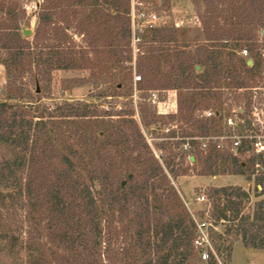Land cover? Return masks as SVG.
Masks as SVG:
<instances>
[{
	"label": "trees",
	"instance_id": "16d2710c",
	"mask_svg": "<svg viewBox=\"0 0 264 264\" xmlns=\"http://www.w3.org/2000/svg\"><path fill=\"white\" fill-rule=\"evenodd\" d=\"M23 1L0 0L7 78L0 100V264H195L200 222L172 180L191 171L246 176L253 194L240 186L209 188V234L229 257L232 235L247 249L264 250V150L257 149L260 125L253 126L254 99L264 101L256 92L264 88V0H192L205 38L195 48L179 42L175 26L140 34L139 121L132 102H33L28 81L50 84L55 71L90 70L97 87L106 77L102 56L132 76L133 0H38L33 41L23 35ZM71 28L87 49L66 46ZM114 86L113 95L100 96H132L122 83ZM170 90L177 91L178 112L168 118L187 129L181 136L167 129L165 137L181 140L153 146L141 125L159 118L152 92ZM200 109L212 115H196ZM153 147L170 154L157 156Z\"/></svg>",
	"mask_w": 264,
	"mask_h": 264
},
{
	"label": "rangeland",
	"instance_id": "374dc122",
	"mask_svg": "<svg viewBox=\"0 0 264 264\" xmlns=\"http://www.w3.org/2000/svg\"><path fill=\"white\" fill-rule=\"evenodd\" d=\"M38 0H24L23 3L26 7V16L21 20L22 24V31L23 29L31 30L32 35L28 38L30 41H33V38L35 36V30L37 25V3ZM136 1V7L142 8L139 6L140 4H143V6L148 10H156L157 13L161 15L162 20L165 22V25L167 27L175 26L177 28V35L178 40L182 44H187L192 46V48H195L198 44H202L205 42L204 34L202 25L200 23V19L198 16V11L195 5L193 4L192 0H170L169 2L167 0H135ZM139 4V5H138ZM201 11H203V8H201ZM61 27H63V24L60 22ZM70 40H68V43L66 46H75L76 51H79L80 48L87 49V43L86 40L83 38V36H80L77 32H75L74 28H71L68 32ZM261 37L263 35H260ZM102 44H100L101 46ZM145 51L142 47L138 49V46L134 45L132 49V57H133V72L132 76L130 75L129 70L123 69V66L121 62H115L110 61L106 56H102L101 59V66L99 69L101 71H104L106 77L103 75L102 77H99L96 75V77H99L97 80L99 85L96 87L93 85V82L95 81L90 77L91 72L90 70H72V71H55L52 75V81L50 84H47L46 82L42 83H34L33 80L29 79L30 81V90L32 92V95L34 99L31 101L33 102H39L41 101L44 104H47L49 106L60 104L64 102H78V101H85L88 103H102L107 104L106 102H114L118 104L119 106H123L126 103H133L134 110L137 115V120L139 121V104L141 105L143 102L138 97L139 92L136 88V82L139 80V77L136 74L135 71V63L137 58ZM90 57L95 58V54L90 51ZM249 55H245V58L249 62H252V60L248 57ZM77 57H81V55L78 54ZM110 73H115V75L112 78L110 77ZM111 82V85L108 84V80ZM93 81V82H91ZM96 82V81H95ZM7 83L6 78V69L3 65L0 64V89L2 91L5 90ZM115 83H122L124 88L122 90V93H131L132 96L130 97H121V98H112V97H104L100 96L101 91H106V94L104 95H113L115 90ZM103 85V87H100ZM46 86H49V89H46ZM112 89H108V87H111ZM37 87H40V90L37 89ZM255 91V90H254ZM176 93L175 90H170L167 92H159L154 91L152 92L151 98L153 104V100H156L157 103H167V105L171 104V99L169 98V95H172L173 93ZM257 93L261 92L264 93V88L260 89L259 91H256ZM153 95H156V98L153 97ZM258 95V94H257ZM178 97V96H177ZM259 97V96H258ZM5 98V94L0 93V100ZM260 98V97H259ZM258 99H254V106H253V113L255 116L254 120V127L257 128L258 125H260V134L258 136L259 143L257 145V149L259 151L264 150V101H260ZM107 99V101H106ZM170 99V100H169ZM178 99V98H177ZM261 99H264V96L262 95ZM156 107V106H155ZM178 112V111H177ZM205 115L206 113L204 110L200 109L196 112V115ZM159 115V114H158ZM169 115H177L176 114H169ZM169 115H159V118L154 120V124H152L150 127H144L141 125V128L148 139V141L153 145H157L163 142H172L176 140H181L180 138H168L165 137L167 134V129H175L177 131L178 136H181L184 129H187L183 122H180L178 119L172 121L169 117ZM231 119L234 121V119L231 117ZM234 125V124H233ZM229 127H231L228 124ZM185 141H189L188 138L185 139ZM206 143L208 141H205ZM235 147V145H234ZM154 151L157 156L165 155L168 156L170 153L168 150L166 151H160L157 147H153ZM202 149H206L204 145L202 146ZM175 153H177V150H174ZM248 156V155H247ZM247 156H240L241 159L244 161ZM193 156L190 157V159ZM194 158V157H193ZM195 161V159H194ZM194 161H191L194 163ZM178 162V161H177ZM193 168V165L191 166ZM213 178V179H212ZM175 186L178 188V190L181 192V194L184 196L185 200L188 203V207L191 210V212L196 216L199 222H210L209 217V210L211 209L210 201L208 200L209 196V188L210 187H224V186H240L243 189L250 191L252 194L254 193L253 184L249 183L246 179V176H217L215 177H209V176H198L194 175V173L191 171L186 176H180L178 178L172 179ZM237 183V184H234ZM204 197V199H203ZM225 225H219L216 229V234H221L224 232ZM212 240V239H211ZM213 242V245L215 246V242ZM232 246V252L231 256L228 259L229 264H264V250H253V249H247L243 246L242 242L238 240V237L235 235H232L229 237V242L226 244V246ZM216 248V246H215ZM195 264H204L199 259L196 261Z\"/></svg>",
	"mask_w": 264,
	"mask_h": 264
},
{
	"label": "built area",
	"instance_id": "2783aa9c",
	"mask_svg": "<svg viewBox=\"0 0 264 264\" xmlns=\"http://www.w3.org/2000/svg\"><path fill=\"white\" fill-rule=\"evenodd\" d=\"M136 1H132V13H131V21H132V40L133 45H136L139 41V35L143 34L146 31L153 30L165 25V22L162 20L161 15L156 12V10H148L143 4H138L142 8L136 7ZM2 90L0 89V93ZM156 98V95H153ZM171 99V104L167 105V103H157L156 100H153V104L157 108V113L159 115H169L176 114L178 111V99L177 95L174 92L172 95H169ZM169 99V100H170ZM207 116H211V113H206ZM230 126H233V122L230 119L228 121ZM237 143L235 144V147ZM206 147V145H204ZM185 151H189V145L184 146ZM204 199V197H203ZM199 227V237L196 241V247H198L201 251L200 253V261L204 264H229L228 263V253L222 252L218 253L213 242L211 240L209 234V228L213 227L211 222H200L198 224ZM217 229V228H215Z\"/></svg>",
	"mask_w": 264,
	"mask_h": 264
},
{
	"label": "water",
	"instance_id": "95a60500",
	"mask_svg": "<svg viewBox=\"0 0 264 264\" xmlns=\"http://www.w3.org/2000/svg\"><path fill=\"white\" fill-rule=\"evenodd\" d=\"M23 35L25 37H30L32 35V31L31 30H27V29H23ZM262 35L264 36V31L262 32ZM248 65H252V62H249ZM197 69H199V67ZM190 160L194 161V158L192 157Z\"/></svg>",
	"mask_w": 264,
	"mask_h": 264
},
{
	"label": "crops",
	"instance_id": "0c3cea01",
	"mask_svg": "<svg viewBox=\"0 0 264 264\" xmlns=\"http://www.w3.org/2000/svg\"><path fill=\"white\" fill-rule=\"evenodd\" d=\"M213 179V178H212ZM215 179H216V177H215ZM234 184H237V183H234Z\"/></svg>",
	"mask_w": 264,
	"mask_h": 264
}]
</instances>
